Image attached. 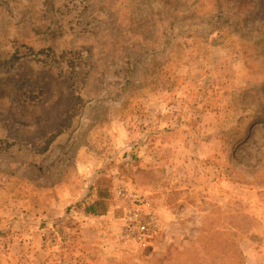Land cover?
<instances>
[{"label": "rangeland", "instance_id": "374dc122", "mask_svg": "<svg viewBox=\"0 0 264 264\" xmlns=\"http://www.w3.org/2000/svg\"><path fill=\"white\" fill-rule=\"evenodd\" d=\"M118 180L163 229L100 264H264V0H0V238L92 264L59 195Z\"/></svg>", "mask_w": 264, "mask_h": 264}, {"label": "crops", "instance_id": "0c3cea01", "mask_svg": "<svg viewBox=\"0 0 264 264\" xmlns=\"http://www.w3.org/2000/svg\"><path fill=\"white\" fill-rule=\"evenodd\" d=\"M78 170L81 173L82 170L80 168ZM118 183V185H121L122 187L126 186L122 180H118ZM76 194V190L72 188V186H69L68 190H64L62 194L59 195L58 206L63 207L72 201V199L76 200ZM116 200L118 199H115V201ZM122 202L124 203L125 200ZM114 207V209L112 208V211L100 216L85 215L79 212L72 213V222L74 223V226H76L77 230L82 231L81 234H85L83 240L84 245L89 248V250L86 251V256L89 255V253H96V255H92L93 257H91L92 264H100L102 260L111 258L112 253L114 254L115 251L125 245V243H122L119 239L120 230L118 231L117 228H115V221L113 220L112 215L113 212H117L119 216H121V214L123 215L124 209L126 208L125 203L121 206L117 205V207ZM79 226H81V228ZM110 230L115 231L114 239L112 236L113 232L111 234ZM44 231L43 228L38 230L37 236H35L36 234L28 233V235L32 236L33 240L30 243L24 242V244L16 243L17 239L26 238L27 232L24 231H21L18 235L16 234L15 237H1L0 241L5 242L2 247L5 251L3 253L0 249V264H35L36 262L44 264L43 261L37 259L40 255L39 251H41V248H45L43 244L45 235ZM35 242H40V246H37V244L35 246ZM18 245H20L21 248H18ZM18 252H21V254H18ZM33 259H35L34 262L32 261Z\"/></svg>", "mask_w": 264, "mask_h": 264}, {"label": "built area", "instance_id": "2783aa9c", "mask_svg": "<svg viewBox=\"0 0 264 264\" xmlns=\"http://www.w3.org/2000/svg\"><path fill=\"white\" fill-rule=\"evenodd\" d=\"M116 194L128 202L121 217L120 241L138 246L149 245L163 229L157 209L125 187H120Z\"/></svg>", "mask_w": 264, "mask_h": 264}, {"label": "trees", "instance_id": "16d2710c", "mask_svg": "<svg viewBox=\"0 0 264 264\" xmlns=\"http://www.w3.org/2000/svg\"><path fill=\"white\" fill-rule=\"evenodd\" d=\"M14 81H16V85L20 83L19 80ZM34 93L35 91L32 89L27 90V92L25 91L24 101H36L39 98V93L41 92H38L37 95ZM49 142L50 140L47 141V143ZM88 189L92 191L89 195H93V193H95L94 199L89 203H86L85 199L74 200L75 202L73 204L67 206V213L72 210V212H79L85 215L100 216L109 212L112 200V192L109 187L101 184H92Z\"/></svg>", "mask_w": 264, "mask_h": 264}]
</instances>
